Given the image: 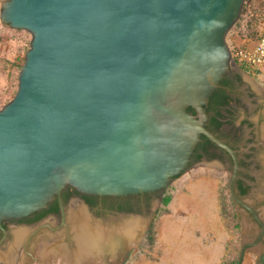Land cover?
Returning a JSON list of instances; mask_svg holds the SVG:
<instances>
[{
	"label": "water",
	"instance_id": "95a60500",
	"mask_svg": "<svg viewBox=\"0 0 264 264\" xmlns=\"http://www.w3.org/2000/svg\"><path fill=\"white\" fill-rule=\"evenodd\" d=\"M244 2L4 0L0 20L32 37L0 107L3 239L4 219L47 208L68 185L161 196L201 135L233 153L207 128L205 105L237 68L226 34Z\"/></svg>",
	"mask_w": 264,
	"mask_h": 264
},
{
	"label": "flooded vegetation",
	"instance_id": "af4514ba",
	"mask_svg": "<svg viewBox=\"0 0 264 264\" xmlns=\"http://www.w3.org/2000/svg\"><path fill=\"white\" fill-rule=\"evenodd\" d=\"M205 107L207 128L229 146L233 153L206 135H201V140L191 155L188 168L198 162L207 161L214 175L221 174L223 186H218V190L219 188L220 192L223 190L224 203L231 210L237 222L241 241L240 251L245 245L244 257L245 253H250L253 264H264V214H262V210H264V165L261 156L264 154L262 135L264 92L256 77L237 65V68H232L220 80L219 86L209 96ZM191 108L195 113L196 110ZM67 192L70 195L64 200V195ZM86 197H89L91 202H88ZM158 197L161 202V196L150 193L134 195L83 194L68 185L49 204V206L57 205V211H50L38 219L35 217L41 211L18 219H4L2 225L9 231L8 238L10 227L18 224H33L50 215L52 219L56 220V225L52 226L50 222L41 225L54 230L66 224V214L63 216L60 204L63 203L66 206L71 199L86 204L95 220L112 224L123 219L140 217L145 224L148 220L149 223L152 221L156 211L152 201ZM66 234L64 241L68 243L70 238ZM141 234L144 238L147 230L145 234L144 229L138 230V235L141 236ZM3 237L4 232L0 227V247L4 246L3 243L7 239H3ZM28 237L20 252L26 251V255L33 260L27 249L32 237ZM119 239L120 243L114 249H107L102 257L95 256L83 264H124L134 244L125 243L123 238ZM50 258L51 263L48 261V264H67L65 258L60 254L51 255Z\"/></svg>",
	"mask_w": 264,
	"mask_h": 264
},
{
	"label": "rangeland",
	"instance_id": "374dc122",
	"mask_svg": "<svg viewBox=\"0 0 264 264\" xmlns=\"http://www.w3.org/2000/svg\"><path fill=\"white\" fill-rule=\"evenodd\" d=\"M3 1L0 0V7ZM250 10L244 11L243 14L240 13L234 25L227 32L226 40L229 44L238 42L243 34L250 32L251 27L246 26L247 16L249 12H253L251 8ZM31 37L28 30L13 28L0 20V107L9 101L17 90L18 73L29 48ZM257 80L264 84L262 75H258ZM222 183L221 174L214 175L207 161L198 162L173 178L165 189L166 194L171 195L170 202L164 205L162 202H156L157 199L152 201L156 211L147 229V234L142 241L133 245L124 264H221L223 259H238L240 234L231 210L224 203L223 190L221 192L220 188L218 190V186H223ZM73 201L71 199L67 203L66 212ZM165 215L171 219L163 220L161 223V218ZM209 221L215 223L214 231L205 229V227H211L207 225ZM46 222H50L52 226L56 225V220L49 215L33 224H18L10 227V234L3 243L4 248H0L5 249L11 243L12 228L26 226L30 233L27 235L32 237L27 249L33 260L26 255V251L20 252L22 246L25 245L24 241L17 247L19 255L16 258L17 261L15 259L13 263L7 264H36L41 251L39 242L43 238L51 239V234L66 233V224H69L67 216L66 224L54 230L41 225ZM161 226L163 230L160 231ZM64 238L65 235L62 239ZM213 243L218 244L216 249H213L216 252L212 250L210 254L214 256L205 260L204 252H207V246H212ZM221 247L225 250L222 249L217 254L218 248L221 249ZM251 257L250 253H245L242 264H253ZM50 259L48 258L45 262H50Z\"/></svg>",
	"mask_w": 264,
	"mask_h": 264
},
{
	"label": "bare ground",
	"instance_id": "6f19581e",
	"mask_svg": "<svg viewBox=\"0 0 264 264\" xmlns=\"http://www.w3.org/2000/svg\"><path fill=\"white\" fill-rule=\"evenodd\" d=\"M262 135L264 140V127ZM261 156L264 165V154ZM66 216L69 224H66L65 231L70 238V243H65L62 239L66 233L59 234V232L51 234V239L43 238L39 242V248L41 251L36 264H47L45 260L50 258L51 255L57 254L62 255L67 261V264H83L95 256L102 257L104 251L107 249H114L116 245L118 246L120 243L119 238H123L124 242L128 244H135V242L143 240V234H141V236L138 235V230L142 229L144 226V220L140 217H132L123 219L117 223L107 224L95 220L91 216L87 207L78 200H74L71 203V207L66 212ZM209 222L207 225L213 227V224L215 223ZM12 232L13 239L11 243L5 249L0 248V264L13 263L15 261L19 256L17 253V247L25 241V237L29 233V228L26 226H18L13 228ZM184 236L185 235H183V237Z\"/></svg>",
	"mask_w": 264,
	"mask_h": 264
},
{
	"label": "built area",
	"instance_id": "2783aa9c",
	"mask_svg": "<svg viewBox=\"0 0 264 264\" xmlns=\"http://www.w3.org/2000/svg\"><path fill=\"white\" fill-rule=\"evenodd\" d=\"M262 16L254 23L251 33H245L239 41L229 44L230 60L244 66L254 77L262 75L264 78V0H259ZM250 11V9H249ZM246 22L252 17L249 12ZM264 92V84L259 82Z\"/></svg>",
	"mask_w": 264,
	"mask_h": 264
},
{
	"label": "trees",
	"instance_id": "16d2710c",
	"mask_svg": "<svg viewBox=\"0 0 264 264\" xmlns=\"http://www.w3.org/2000/svg\"><path fill=\"white\" fill-rule=\"evenodd\" d=\"M259 4H260L259 0H245V2L243 4L242 10H241L242 14L244 13V11H248L250 8L253 11L252 17L246 22V26L249 28L251 27L249 30L250 32L247 31L248 33H251V31H254V29H253L254 23L262 16L263 11L260 9ZM241 67H243L245 70H247L244 66L241 65ZM188 110L192 111V108L190 107ZM69 195H70V193L67 192L64 195V200H66ZM86 199L88 202H91V199L89 197H86ZM170 200H171V195L166 194V192L164 191V193L161 196V202L164 205H166L170 202ZM57 210H58V206L51 204L49 206V208H45V209L41 210V212L35 217V219L43 217L44 215H46L50 211H57ZM236 225H237V222H236ZM237 260L238 259H233V258L223 259L221 264H237Z\"/></svg>",
	"mask_w": 264,
	"mask_h": 264
},
{
	"label": "crops",
	"instance_id": "0c3cea01",
	"mask_svg": "<svg viewBox=\"0 0 264 264\" xmlns=\"http://www.w3.org/2000/svg\"><path fill=\"white\" fill-rule=\"evenodd\" d=\"M170 215V214H169ZM167 219H171L168 215L166 216H163V218H161V223L163 222V220H167ZM214 224H213V227H205V229L206 230H208V231H214ZM161 230H163V227L161 226L160 227V231ZM163 232V231H162ZM218 246V244H215V243H213L212 244V246H207V249H206V251L207 252H204L205 253V255H206V259L205 260H207L209 257H213L214 255H211L210 254V252L215 248L216 249V247ZM221 246V245H220ZM201 248V247H200ZM219 249V251L217 252V254H219L220 253V250H222L223 249V247H221V249L220 248H218ZM202 250H204V249H202ZM223 250H225V249H223ZM205 251V250H204ZM213 251H215L216 252V250H213ZM212 254H214V252H212ZM216 254V255H217ZM215 258H216V256H215Z\"/></svg>",
	"mask_w": 264,
	"mask_h": 264
},
{
	"label": "clouds",
	"instance_id": "9594fccd",
	"mask_svg": "<svg viewBox=\"0 0 264 264\" xmlns=\"http://www.w3.org/2000/svg\"><path fill=\"white\" fill-rule=\"evenodd\" d=\"M229 45V44H228Z\"/></svg>",
	"mask_w": 264,
	"mask_h": 264
}]
</instances>
